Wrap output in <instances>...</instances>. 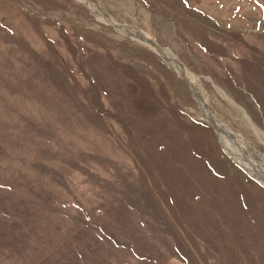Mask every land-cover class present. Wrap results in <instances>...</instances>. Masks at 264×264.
I'll return each mask as SVG.
<instances>
[{
    "label": "rangeland",
    "instance_id": "374dc122",
    "mask_svg": "<svg viewBox=\"0 0 264 264\" xmlns=\"http://www.w3.org/2000/svg\"><path fill=\"white\" fill-rule=\"evenodd\" d=\"M96 1L0 0V264H264V184L136 37L264 169V0Z\"/></svg>",
    "mask_w": 264,
    "mask_h": 264
},
{
    "label": "bare ground",
    "instance_id": "6f19581e",
    "mask_svg": "<svg viewBox=\"0 0 264 264\" xmlns=\"http://www.w3.org/2000/svg\"><path fill=\"white\" fill-rule=\"evenodd\" d=\"M78 1L84 3L87 7L91 8L92 11L97 15L98 19L100 21H102L103 23H106V24L107 23H109V24L114 23L115 27L121 28V26L117 23L118 21L116 22L115 20H113V19H115L113 16H111L110 14H106L104 12L105 10L101 7V3H99V1H96V0H78ZM106 3H109L111 5H117L119 11H121L122 13L123 12L133 13L132 10H135L133 7L131 9L130 4H129V0L128 1L127 0H106ZM136 10H138V9H136ZM117 13H119V12H117ZM130 17H131V15L129 16V18ZM133 19H134V17H133ZM130 26H132V25H130ZM131 31H129V32H131ZM145 33L136 32V34H137L136 37H138L145 44L149 45V47H151L157 54H159L166 61L167 65L172 70L176 71L181 77H183L189 83V85L192 88L196 98L200 102L201 117L208 124H210L212 127H214L217 130L226 151L235 160H237L242 166H244L246 169H248L250 171V173L254 174L257 177V179H259L264 184V169H262L261 165L254 163L253 162L254 159H251L253 155L255 156V152H248V154H249L248 157H246V158L243 157V155L241 154V151H240V150H242V149H240V148H242L240 145H244L243 140L237 134L234 135L231 132L229 133L228 132L229 129L226 130L224 128L225 125L223 126L224 123L222 124L221 120L218 119L219 116L217 117L216 114L210 110L211 108H209V106H207V104L203 98L204 92L202 93V91L199 89V87L196 83V77L184 67V65L178 60V58L173 53V51L159 45L158 42L153 40L151 37L146 36ZM251 163H253V164H251Z\"/></svg>",
    "mask_w": 264,
    "mask_h": 264
}]
</instances>
